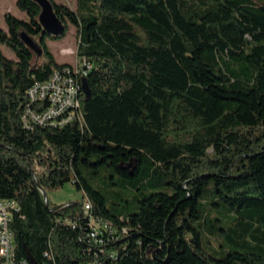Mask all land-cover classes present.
Returning <instances> with one entry per match:
<instances>
[{
    "label": "trees",
    "instance_id": "trees-1",
    "mask_svg": "<svg viewBox=\"0 0 264 264\" xmlns=\"http://www.w3.org/2000/svg\"><path fill=\"white\" fill-rule=\"evenodd\" d=\"M51 1L92 68L81 78L80 118L25 127L27 89L70 65L45 41L66 31L43 33L35 0H17L27 19L6 13L0 200L20 205L10 222L16 260L264 264V0ZM71 181L115 229L105 238L114 258L81 240L87 200L46 205L43 190ZM124 191L131 201L112 200Z\"/></svg>",
    "mask_w": 264,
    "mask_h": 264
},
{
    "label": "built area",
    "instance_id": "built-area-1",
    "mask_svg": "<svg viewBox=\"0 0 264 264\" xmlns=\"http://www.w3.org/2000/svg\"><path fill=\"white\" fill-rule=\"evenodd\" d=\"M92 64L84 57H79L76 64L55 68L51 77L45 81H35L28 89V103L22 114V121L27 128L35 125L62 127L82 115L81 96L84 93L81 78L86 76ZM92 203L87 200L81 210L86 218V233L81 240L86 241L89 250L98 253L107 252L114 258L117 251L105 245L106 239H114L115 229L107 221L92 213ZM19 203L10 198L0 200V264H27L26 260H16L14 233L10 228L12 213L19 210ZM77 226L76 221H69ZM107 246V247H106ZM45 254L53 259V253L47 249ZM45 264H52L46 262ZM92 264H102L99 258Z\"/></svg>",
    "mask_w": 264,
    "mask_h": 264
},
{
    "label": "rangeland",
    "instance_id": "rangeland-1",
    "mask_svg": "<svg viewBox=\"0 0 264 264\" xmlns=\"http://www.w3.org/2000/svg\"><path fill=\"white\" fill-rule=\"evenodd\" d=\"M57 1H64L72 6H76V0H57ZM11 12L12 14L20 17V18H28L26 12L22 11L18 5L17 0H0V24L2 27H6L5 22V15L6 13ZM46 44L48 45L49 50L53 53L55 58L58 62L61 63H69V64H76L79 61V56L77 55V45L78 40L76 37V27L69 23L66 34L59 37V38H51L50 36H46ZM4 53L10 57L15 58V53L7 46H2ZM46 55L44 54L42 56V59H44ZM84 172L86 173L87 170L84 169ZM101 179L97 178L92 183L94 185H97L100 183ZM114 191L119 190L116 187H113ZM48 196L54 203L57 204H63L66 202H78L87 200L88 198L84 197V189L78 188L72 181L65 183L62 187L57 189L49 190ZM122 199L125 200H132V194L128 191H124L121 195H113L112 200L116 202H120ZM111 200H109V203ZM206 234V233H204ZM218 238L211 236V242L214 247H218ZM209 249L212 251V248L209 247Z\"/></svg>",
    "mask_w": 264,
    "mask_h": 264
},
{
    "label": "water",
    "instance_id": "water-1",
    "mask_svg": "<svg viewBox=\"0 0 264 264\" xmlns=\"http://www.w3.org/2000/svg\"><path fill=\"white\" fill-rule=\"evenodd\" d=\"M41 6V12L39 15L40 22L43 26V33L47 32L52 35H62L66 31V25L62 19H60L55 10L51 0H35ZM21 37L26 42L28 46H30L38 55L43 53L42 45L36 41L31 35L27 32L23 31L21 33ZM84 91L87 89V85L83 84ZM43 194L45 196V203L49 207V197L45 190H43ZM60 205L53 206L52 209L59 208Z\"/></svg>",
    "mask_w": 264,
    "mask_h": 264
}]
</instances>
